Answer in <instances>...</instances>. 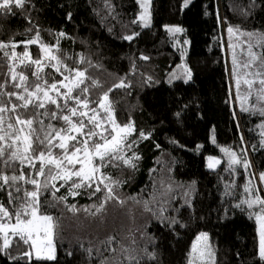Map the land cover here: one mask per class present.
Returning a JSON list of instances; mask_svg holds the SVG:
<instances>
[{
	"label": "trees",
	"instance_id": "obj_1",
	"mask_svg": "<svg viewBox=\"0 0 264 264\" xmlns=\"http://www.w3.org/2000/svg\"><path fill=\"white\" fill-rule=\"evenodd\" d=\"M138 14L137 0H25L23 7L13 4L10 11L0 10V42L8 45L0 48V84L5 85L0 89V106L11 108L13 103H22L8 95L23 91L13 86L20 83L18 78L11 79L13 66L33 87L37 82L33 75L37 66L23 54L27 50L32 60L42 61V51L37 44L26 48L23 42L38 35V43L60 61L59 65L57 60L43 63L40 83H57L59 87L61 81L71 83L64 78H74L75 70L85 72L88 79L81 87L88 86L89 92L76 90L74 95L86 97L89 105L78 111L90 115V109H97L104 127L111 132L105 112L99 108L107 92L115 121L121 126L131 122L135 128L126 141L131 147L123 152L125 158H133L135 166L106 159L101 169L109 177L105 183L113 187L114 198L107 201L103 184L99 192L97 182L72 189L79 178L51 181L47 168L45 175L39 176V160L34 166L15 160L13 167L6 168L0 159L4 175L23 172L41 185L48 183L40 190L38 214L52 216L56 224L51 259L26 256L32 248L30 241L12 236L9 246L0 251V264H187L192 242L202 231L209 235L214 264H264L258 253L253 207L245 203L249 189L264 193L260 180L257 182L258 174L264 173V115L259 111L264 100H258L256 92L264 76L246 75L264 69L260 60L243 67L249 60L250 45L258 57L264 53V0H151L147 27L138 20ZM229 27L234 29L232 35ZM233 53L239 62L238 78L255 81L247 111L236 110L233 105ZM21 59H25L24 64ZM93 81H98V86H92ZM121 82L126 86L114 87ZM239 87L249 89L241 80ZM60 91L67 92V88ZM50 94L61 108L46 104L43 109L31 105L17 109L24 119L35 117L33 127L41 138L44 132L37 121H43L45 130L49 124L57 130L68 128L62 119L36 116L44 112L70 114L63 107L64 99L55 92ZM68 107H76L75 101H69ZM17 113L4 115L15 123ZM72 119L75 122L80 117ZM84 120L87 123L88 117ZM27 132L25 127L23 133ZM141 132L147 138H141ZM94 140L103 142L99 136ZM24 146L19 145L21 153ZM34 146L35 155L41 150L47 154L43 145ZM221 147L235 153L240 163L223 160L215 169H208L205 157L221 156ZM14 150L15 146L6 154ZM52 153L63 155L58 147ZM17 186L20 196L24 190H35L24 181H18ZM70 189L78 194L72 195ZM9 192L16 194L7 186L0 190V204L11 218L0 221L15 223V212L24 201L9 203ZM102 203L103 210L96 212ZM72 205L75 212L69 210ZM145 249L155 258L149 259Z\"/></svg>",
	"mask_w": 264,
	"mask_h": 264
},
{
	"label": "snow or ice",
	"instance_id": "obj_2",
	"mask_svg": "<svg viewBox=\"0 0 264 264\" xmlns=\"http://www.w3.org/2000/svg\"><path fill=\"white\" fill-rule=\"evenodd\" d=\"M25 0H0V10H11V5H15L16 7H23ZM141 8L143 12L139 16V20L144 22V26L147 27L150 21V14L148 11V0H143L141 3ZM134 23L136 21H133ZM180 29H175V31H179ZM229 35L234 33V29L232 27L228 28ZM63 36V33L59 34ZM252 35V34H249ZM125 39L131 40L133 36H126ZM39 41V36L35 39L28 40L23 42L25 47L29 44H36ZM261 41L264 42V34L261 35ZM12 48L15 49L16 44L13 43ZM264 47V43L261 44ZM8 47L7 44L0 42V48ZM44 46L42 45V49ZM49 55L47 57L48 60H57V57L51 55V50L47 49ZM7 55V53H6ZM16 53L13 52V56ZM23 56L28 60L30 64H35L37 66L36 72L33 75L36 77V81L34 83V87L32 84L28 82V77L23 73H17L15 66L10 68L11 79L16 81L19 79L20 83H16L13 86L15 88H20L23 91L21 93H8L9 96H16V99L22 101L21 104L13 103L11 108L7 106H0V142H6V140H11L12 143L5 145L0 143V159H3V163L6 168L13 167L12 161L19 160L20 164L23 165L25 161L28 162L29 166H34V161H40V169L37 175L44 176L45 170L47 168V174L51 181H55L57 179L64 180L65 182L71 180L73 177L79 178V183H73L72 189H79L82 187H91L93 182H97L96 191H101L99 187L100 184H103L107 189V196L105 201L109 199H113V187L109 184L105 183V181L109 180V177L103 175L101 169L105 166V160L112 163L114 161H122L124 164L134 167L133 158H125L123 156V152L125 148H130L131 145L127 144L126 141L128 136L131 135L133 131H135L134 125L130 122L121 126L118 124L114 117L112 116V107L111 103L108 99V93H104L102 99L99 103V108L103 109L105 113L109 115L111 120L112 128L111 132L107 128H104L102 131H96L95 129H99L101 127L98 122L97 115H89V112L86 111H78L79 107H83L85 109L88 108L89 102L87 98H81L80 95H74L76 90H79L82 93L89 92V87L82 85L85 84V80L88 79L86 77L85 72L75 70V77L66 76L65 81H71L70 84H65L63 81L59 82V87L57 83H53L48 85L47 81L40 83L39 81L42 79L41 72L43 70V63L41 60H32L29 52L26 50ZM249 60L243 67L247 68L252 64H255L258 60L261 61L260 67L264 69V53H262L259 57L257 54L252 51V46H249L248 49ZM147 59V57H143ZM21 64L25 63V59L20 60ZM60 64V61L57 60V65ZM239 70V62L236 59L235 53H233V75L237 76ZM57 71H60L59 66H57ZM71 71V70H70ZM246 75H254L256 77L264 76V71H257L256 73H246ZM246 84H248L249 89H253L254 80H245ZM239 79H237V88H239ZM259 83L261 88L256 90L257 99L264 100V79H260ZM5 85L0 84V89H3ZM92 86H98V81H93ZM126 85L121 82L119 85H114V87H125ZM60 88H67V92H61ZM31 89V90H30ZM109 92L112 89L108 90ZM55 92L57 96H61L64 101V108L68 110L69 115L60 116L57 112H44L37 113L36 116L39 115H47L50 116L51 119H62L68 125V128H61L57 130L54 125L49 124L47 126V130H45L43 126V121H37L41 124L40 131L44 132L43 138L37 133V130L33 127L34 118L24 119L22 113H17V109H28L29 106H33L36 108L43 109L46 104H55L59 109L61 105L57 102V100L50 93ZM42 94V95H41ZM251 94V91L250 93ZM69 101H75L76 107H68ZM247 111L248 109H243ZM92 113H96L97 109H90ZM260 113L264 115V108L259 109ZM12 112L17 113L15 115V123L11 121V118L6 120L5 113ZM80 117L78 121H73L72 117ZM88 117L87 123H85L84 117ZM93 125V128H88V125ZM17 125L19 128H17ZM6 126V127H5ZM27 127L28 132L21 139V133L24 131V128ZM87 129V131H86ZM76 133L73 135L72 133ZM55 133V135H53ZM99 136L103 141L97 142L94 140V137ZM110 136V138H109ZM141 138H147L143 132L140 134ZM78 137H83V140H79ZM58 141V143H55ZM35 143L39 145H43L47 150V154L45 151L41 150L39 155H35L37 148L34 146ZM82 144V147H76V144ZM24 144L23 152H20L19 145ZM15 146L14 151H10V154H6L9 149H12ZM59 148L62 150V157L54 156L52 153L53 148ZM74 149V150H72ZM227 151V150H225ZM82 153V155H81ZM229 155L234 158L231 160V164H238L240 160L235 158V154L229 153ZM135 159H139V157H135ZM245 167H248L247 161H244ZM76 165H79V168H76ZM54 166V167H53ZM113 166H118L113 164ZM211 166V165H210ZM4 169H0V180L3 183H0V190H3L5 186L9 188H14L15 193L9 192V203H12L16 200H23L24 203L21 204L20 208H18L15 212V224H4L0 223V232L4 234V244L3 248H0V251L6 249L10 244L9 239V230L11 232V236H19L21 240H24L25 243H28L29 240H32L33 246L37 245V241L41 236H44L47 239V243L51 246V235L53 229L56 227L54 223L53 217L49 215H40L38 214L39 204L38 198L40 194L41 188H47L48 183H44L41 185L40 181L36 179H29L25 176L23 172L19 175H4ZM55 173V174H53ZM97 174H99V180L97 181ZM261 182H264V173L260 174ZM18 181H24V183H30L35 186V190L27 191L24 190L23 196H20L21 188L17 186ZM113 184L118 182L113 181ZM251 182H249V185ZM52 187H55L53 184ZM70 189L72 195H76L75 191ZM58 190V189H57ZM248 189H246L247 191ZM61 199H65L61 197ZM123 204V201H121ZM251 207L253 204H260L264 206V199H261L259 195H256L254 199L245 201ZM147 206V202H146ZM104 208V204L102 203L96 209V212H101ZM30 210V212H29ZM71 211H76V206H70ZM85 211H88L85 209ZM261 211L264 212V207L261 208ZM0 220L4 218H11L10 213L7 208L0 204ZM92 215H96V213H91ZM264 221V216L258 217ZM261 241H260V256L264 258V224L261 227ZM33 236L36 239H33ZM202 237L206 238V234H201ZM114 239V238H110ZM199 239V238H198ZM193 250L195 252V245L193 246ZM89 253H91V249H88ZM145 253L149 259H154V253H148L145 249ZM26 256H30V253H25ZM40 251L37 248V257H39ZM52 258L51 255L48 257ZM129 259L135 261L136 257H129ZM138 264V261H137Z\"/></svg>",
	"mask_w": 264,
	"mask_h": 264
},
{
	"label": "rangeland",
	"instance_id": "obj_3",
	"mask_svg": "<svg viewBox=\"0 0 264 264\" xmlns=\"http://www.w3.org/2000/svg\"><path fill=\"white\" fill-rule=\"evenodd\" d=\"M138 4H139V14H138V20H139V16L140 14L143 12V9L141 8V3L143 2V0H137ZM150 3L151 0H148V11L150 14ZM140 21V20H139ZM143 26H144V22L140 21ZM150 22V21H149ZM149 24V23H148ZM41 51H42V63L47 64L48 63V51L46 48L42 49V45L40 43H36ZM15 52V51H14ZM16 53V52H15ZM230 79H231V93H232V100H233V105L236 107V110H243L245 108H248L249 105H252V95L249 94L250 93V89H247L246 91H244L242 88H237V79H239V81L241 80L242 82H244L245 80H251V78H246V77H242V78H238V76H234L233 72H230ZM245 83V82H244ZM65 84H70V82H66ZM245 85H248L245 83ZM252 93V92H251ZM101 112H104L103 109H101ZM97 115V113H92L90 115ZM106 121L109 123V126L112 128V124H111V120L109 118V115L107 113L104 114ZM98 122L100 123L101 127L99 129H96L98 132L102 131L105 127L104 125H106L103 121L100 120V117L98 116ZM111 130V129H110ZM23 136L25 135L22 132ZM74 135V132L72 133ZM213 139V138H212ZM227 150V151H225ZM221 151V156H213V155H207L205 157V163H206V167L208 169H215L218 165L221 164V162L223 160H226L227 162H231V160L234 158L233 156L229 155V153L235 154L232 151H230L227 147H221L220 148ZM82 155V153H81ZM235 158H238V156L235 154ZM247 161V160H245ZM211 165V166H210ZM76 168H79V165H76ZM260 180V174H258V178H257V182ZM263 187V191H264V182H261ZM255 186V185H254ZM256 187V186H255ZM257 189H260L257 187ZM250 193L248 194V200H252L255 198L256 195H259L261 197V199H264V193L261 194L258 190L257 191H251V189H249ZM251 207H253V216L255 218L256 221V225H257V234H258V253L260 252V241H261V227L262 224H264V221H262L261 219H258V217L264 216V212L261 211V208L264 207L260 204H253ZM0 223H4V224H15V223H6V222H1ZM201 234H206V238L202 237ZM1 238H2V243L4 244V234L2 232H0ZM11 232L9 230V239H11ZM199 238V239H198ZM33 239H36L35 236H33ZM31 243V251L30 256L29 257H37V248H39L40 251V255L39 257H43V258H48L49 255H51L52 257L54 256L55 253V248H54V241H53V232L51 235V246L48 245L47 243V239L44 236H41L39 238V240L37 241V245L33 246L32 244V240H29ZM195 245V252L193 250V246ZM260 256V254H259ZM261 257V256H260ZM187 264H214V253H213V249L212 246L210 244V240H209V235L206 232H199L196 237L194 238L192 245H191V249L188 255V261Z\"/></svg>",
	"mask_w": 264,
	"mask_h": 264
}]
</instances>
